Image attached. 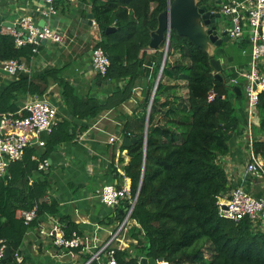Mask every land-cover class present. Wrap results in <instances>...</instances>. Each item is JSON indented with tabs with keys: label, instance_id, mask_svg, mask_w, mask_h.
<instances>
[{
	"label": "trees",
	"instance_id": "16d2710c",
	"mask_svg": "<svg viewBox=\"0 0 264 264\" xmlns=\"http://www.w3.org/2000/svg\"><path fill=\"white\" fill-rule=\"evenodd\" d=\"M79 1L90 5L101 36L92 48L101 47L110 62L104 76L95 74L94 83L114 79L123 84L101 101L89 93L81 97L62 76L63 68L50 67L34 77L21 71L2 90L0 113L17 110L11 102L15 92L41 95L49 78L61 86L70 116L77 120L93 119L104 110L116 108L139 86L143 96L139 108L144 115L139 117V131L134 135L142 137L165 40L154 51L156 62L151 76L145 78L139 70L167 0ZM59 5L64 11L70 6L67 0H57V9ZM107 28L112 30L105 33ZM1 29L0 22V63L11 59L30 61L35 55L34 45L16 47L13 37ZM210 58L208 51L171 30L166 59L151 99L141 183L142 139L127 148L130 161L124 167V176L130 180L133 196L139 188L130 215L138 227L129 229L137 245L136 254L129 258L116 251L117 264H138L142 256L161 257L168 264H264L261 220L254 222L245 217L234 221L217 212L218 197L227 196L233 188L219 158L228 152V141L238 126L237 108L246 104V97L214 75ZM210 94L213 97L209 100ZM255 113L261 136L252 147L264 157V89ZM85 129L63 117L53 127L41 153L28 146L22 158L12 162L7 175L0 178V246L10 249V256L2 264H20L14 253L19 250L28 225L18 217L19 210L37 206L38 215L58 211L54 200L42 201L48 194V173L38 169L39 162L47 159L59 143L72 141ZM123 133L133 135L128 122ZM33 155L37 158L33 159ZM62 224L69 235L72 227L63 219Z\"/></svg>",
	"mask_w": 264,
	"mask_h": 264
},
{
	"label": "crops",
	"instance_id": "0c3cea01",
	"mask_svg": "<svg viewBox=\"0 0 264 264\" xmlns=\"http://www.w3.org/2000/svg\"><path fill=\"white\" fill-rule=\"evenodd\" d=\"M36 1L0 0L1 32L5 33L3 27L5 23L12 25L20 15L29 11ZM224 1L226 0H207L212 11H219L220 2ZM80 4L70 5L66 11L62 5L58 6V15L50 24L64 34L65 42L63 44L42 42L30 61H23L28 70L23 72L34 77L50 67L63 68L62 76L74 86L81 97L84 98L89 93L103 101L123 82L94 83L95 74L89 69V60L93 44L100 40L101 36L99 31L88 23L90 5L84 2ZM220 23L223 29L229 26L228 18L223 15ZM154 51L148 47L145 49L146 58L139 70V74L145 78L152 74L156 62ZM213 55L223 60L226 74L232 77L239 71L248 69V40L246 37L242 41L228 39L225 45L221 44L213 49ZM16 78L18 73L10 75L0 71V94L5 84ZM239 80V87L244 95L242 87L244 80L242 78ZM40 84L43 85L41 82ZM33 96L42 97L55 105L59 121L66 117L77 125L85 126L86 129L78 132L72 141L59 143L47 158L48 167L44 170L48 173V194L42 201L54 200L58 211L53 214H39L38 218L28 225L18 250L19 263L105 264L104 253L96 260L92 259V256L109 240L112 248L124 254L126 258L134 256L137 241L130 236L129 229L138 225L131 218L123 223L128 205L126 200L116 206H106L100 201L96 191L108 183L130 186L129 178L124 176V167L130 161L127 148L132 144L124 145V139L137 137L134 134L139 123L135 116L138 117L139 107L143 101L142 88L139 86L133 88L132 96L116 108L104 110L93 119L82 120L70 116L61 93V86L52 78L48 79L47 87L41 95L18 91L14 93L11 102L18 108ZM237 118L238 126L228 141V152L219 158V162L225 168L233 188L242 187L252 195L264 196V176L247 171V155L251 141L245 131L247 124L245 104L238 106ZM252 120L251 140L254 141L261 136L256 113ZM127 122L129 130L133 132L131 136L123 133ZM31 145L38 153L43 151V147ZM32 158L37 156L33 155ZM62 219L70 224L71 232L77 231L81 236L83 243L81 248L66 250L53 246L52 238L47 232L55 222L62 223Z\"/></svg>",
	"mask_w": 264,
	"mask_h": 264
},
{
	"label": "built area",
	"instance_id": "2783aa9c",
	"mask_svg": "<svg viewBox=\"0 0 264 264\" xmlns=\"http://www.w3.org/2000/svg\"><path fill=\"white\" fill-rule=\"evenodd\" d=\"M57 0H37L29 8V11L20 15L12 25H5L6 34L13 37L16 47L27 44L34 45L36 53L42 40L48 44H63L65 36L54 29L50 21L57 17ZM70 5L80 4L79 0H67ZM82 5V4H80ZM87 8V7H84ZM88 8H90L88 6ZM221 15L229 20V26L224 28L228 38L232 41H242L246 37L249 43V64L248 69L239 71L236 75L229 77V84L239 86V79L242 78L244 94L246 97L245 112L247 115L246 134L251 141L247 155V171L259 173L264 176V157L256 154L253 150L251 140L252 122L256 112V105L261 91L264 89V0H226L220 2L219 11ZM39 20L45 22L39 25ZM91 27L98 30L92 19ZM110 65L109 59L101 47H94L91 50L89 69L94 74L104 76ZM0 68L10 75H16L21 71H28L25 64L16 59L3 61ZM210 94L208 99H212ZM57 108L48 100L33 96L27 99L15 111L0 113V178L5 177L12 162L22 158L26 148L31 144L44 147L53 127L59 121ZM112 141V140H111ZM48 167L47 159L39 162L38 169L44 170ZM100 201L106 206H116L126 200L127 210L123 223L130 218L135 196L132 195L130 186L126 184H104L96 191ZM218 215L222 218L239 221L245 217L256 222L261 220L264 223V196H255L242 187L232 188L225 197H218L216 201ZM18 217L25 225L38 218L37 206L30 210H19ZM121 228L123 227L120 226ZM48 236L52 238L53 246L57 249H76L82 247V238L77 231L66 235L63 224L55 222L49 231ZM113 237V236H112ZM111 240L106 242L102 248L97 250L92 259H98L104 253L105 264H117L116 249L110 245ZM5 245L0 246V264L4 258ZM15 260L19 263L18 250L14 253ZM160 264H168L162 260Z\"/></svg>",
	"mask_w": 264,
	"mask_h": 264
},
{
	"label": "water",
	"instance_id": "95a60500",
	"mask_svg": "<svg viewBox=\"0 0 264 264\" xmlns=\"http://www.w3.org/2000/svg\"><path fill=\"white\" fill-rule=\"evenodd\" d=\"M88 23L91 25V21L93 19V14H87ZM157 28L151 32V38L148 44V48L151 50H155L162 40H165L166 50L162 60L161 69L159 74L155 80V84L152 91V97L155 93V89L157 83L161 76V71L166 58V51L168 46V41L170 38L171 30L176 31V33L180 36H185L189 40L196 43L202 49L208 51L210 56V64L214 69V75L219 80H225L228 85L229 78L225 72L226 68L222 63L221 59H217L213 57V49L216 46L221 44H226L228 41V35L226 31L221 27V14L218 11H212L209 6L207 0H167V7L164 11H162L158 17ZM45 24L44 21H40L39 25L43 26ZM5 25H11L6 24ZM112 28H107L105 33L111 31ZM42 42H44L42 40ZM1 72L8 74L4 69H0ZM115 80H106L103 83H111ZM233 90L240 94L241 90L239 86H233ZM151 97V99H152ZM151 105V101L149 104V108ZM148 108V109H149ZM148 115L149 110L146 114V123L144 135L124 139V145H130L136 143L138 140L143 141V167H142V175L141 180L143 178L144 171V162H145V141L147 134V125H148ZM139 188L135 195V202L138 197ZM223 195V194H221ZM135 204V203H134ZM124 212H122L123 215ZM10 256V249L8 247L5 248L4 258H8ZM163 258H154V257H145L142 256L139 258L138 264H157L159 261H162Z\"/></svg>",
	"mask_w": 264,
	"mask_h": 264
},
{
	"label": "rangeland",
	"instance_id": "374dc122",
	"mask_svg": "<svg viewBox=\"0 0 264 264\" xmlns=\"http://www.w3.org/2000/svg\"><path fill=\"white\" fill-rule=\"evenodd\" d=\"M165 50H166V45H164L162 48H161V51L163 52V56H162V59H161V64H162V60H163V57H164V54H165ZM167 52V51H166ZM212 57V56H211ZM213 57L214 58H217L215 55H213ZM176 57H174L173 59H175ZM166 59V58H165ZM172 58H171V60H173ZM218 59V58H217ZM223 61V60H222ZM161 64H160V69H161ZM225 67H226V65L225 64H223ZM160 69H159V71H160ZM159 71H158V74H159ZM158 74H157V76H158ZM157 78V77H156ZM181 92L182 93H184L185 92V89L184 88H182V90H181ZM150 101H151V99H150ZM150 101H149V104H150ZM149 104H148V107H147V109H146V113H145V121H144V127H143V133H144V130H145V123H146V114H147V111L149 110V112H150V108H149ZM150 107H151V105H150ZM149 108V109H148ZM143 111H138V117L137 116H135V119H136V121L138 122V123H141V121H140V119H139V117L140 116H142L143 117ZM139 126H140V124H138V126H137V129H136V131L138 132L139 130ZM131 128V127H130ZM144 135V134H143ZM260 228L262 229V228H264V223L261 221V223H260ZM207 256H209L208 254H206V257Z\"/></svg>",
	"mask_w": 264,
	"mask_h": 264
}]
</instances>
